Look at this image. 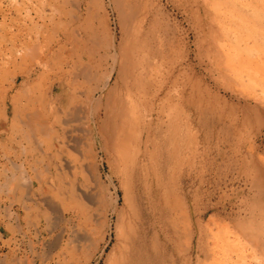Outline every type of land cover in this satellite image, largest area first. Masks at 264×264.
<instances>
[{"label": "rangeland", "instance_id": "obj_1", "mask_svg": "<svg viewBox=\"0 0 264 264\" xmlns=\"http://www.w3.org/2000/svg\"><path fill=\"white\" fill-rule=\"evenodd\" d=\"M70 1L0 0V238L2 231L9 235L1 240L0 264H264V12L258 5L263 0H243L241 11L248 21L243 31L235 27L240 40L230 61V44L216 53L206 48L203 23L193 12L196 6L187 0H150L145 33L151 39L164 37L170 51V65L162 73L176 66L181 75L161 103L170 108L163 128L159 125L155 133L153 121L148 152L135 163L123 161L113 149L87 151L79 161L78 153L63 150L59 133L27 136L21 117L5 113L25 103L35 83L38 88L50 83L57 93L65 82L59 80L60 69L42 78V70L35 69L33 78L25 79V71L41 57L37 49L23 58L28 47L38 45L39 32L40 44L54 39L56 22L70 32L87 24L74 21L77 10ZM82 8L97 12L96 25L107 17L105 26L118 43L130 38L115 0H84ZM223 18L218 31L234 30L230 18ZM34 56L38 58L33 61ZM12 79L17 86L7 95ZM149 95L155 97L156 91ZM181 150L186 155L178 161ZM196 160L199 198L193 214L178 197V172L170 174L168 166L185 165L182 195L194 206L187 178ZM243 226L259 237L257 246ZM59 233L61 244L54 238Z\"/></svg>", "mask_w": 264, "mask_h": 264}, {"label": "bare ground", "instance_id": "obj_2", "mask_svg": "<svg viewBox=\"0 0 264 264\" xmlns=\"http://www.w3.org/2000/svg\"><path fill=\"white\" fill-rule=\"evenodd\" d=\"M73 2L74 8L77 10L73 17L74 21L80 24L84 19L87 24L74 28L70 32L69 27L57 26L60 22H56L52 32L54 39L50 42L46 39L40 44L42 32H39L36 36L38 45L36 46L34 43L35 46L33 44L32 48L28 47L26 49L28 53L26 52L27 54L25 53L23 58L26 60L25 57L37 49L38 54L36 55L41 57L37 63L35 62V65L25 71V79H32L35 69L42 70L41 78L51 69H60L59 80L61 79L67 84L61 82L57 93H55L56 88L49 85L50 83L41 88H38L35 83L31 87L33 88L31 89L32 94L29 95L26 102L17 107L6 108L5 113L21 117L22 123H20L25 127L27 136H36L38 133L40 134V131L59 133L61 143L65 146L63 150H66L67 153L70 150L78 153L79 161L84 159L87 151L97 149L106 153L113 149L127 163L140 162L148 152V142L152 132L157 133L159 125L162 126H160L161 129L163 128L165 122L163 117H167L169 113L166 111L168 105L165 110L162 104L172 94V89L176 88V76L181 74L176 66L172 68L171 73L170 71L162 73L165 64L170 65L169 60L172 58L170 51L168 52L165 47L164 37L157 36L158 42L156 43L153 40H156L157 37L151 39L145 33L152 6L150 0H115L123 27L127 33H130V38L126 37L120 43L117 41V35L111 33L105 26L107 17L104 22L101 21L104 18L102 17L96 25L97 12L95 10L92 12V9L89 8L83 11L84 0H74ZM187 2L191 7L192 5L197 7L193 9V12L203 23L201 30L206 35V48L213 49L216 53L220 50V46L228 43L233 49L227 53L226 60H234L232 50L238 49L240 40L235 27L242 30L244 28L242 25L245 26L248 21H245L248 18L243 16L241 11L243 0H187ZM258 5L263 6L261 12H264V0L263 5ZM57 10L58 12L56 10L55 12L60 14L64 12L61 7ZM224 15L230 18L234 30L222 28L221 31H218L220 29L217 27L218 22L225 19ZM149 27L154 28L153 25ZM43 37L46 38L44 35ZM241 41L243 40L241 39ZM36 58L38 57L34 56L33 61ZM214 65L221 69L219 64ZM10 85L7 95L15 89L17 80L12 79ZM156 85L157 89L154 88ZM166 88L171 89L166 90ZM194 88L196 87L194 86ZM198 88H200V83H198ZM155 91V97L154 95L153 98L150 97L149 94ZM157 100L160 103L157 104ZM156 107L159 109L155 114V119L152 114L157 109ZM154 120L157 122L156 130L152 128ZM19 165L20 167L24 166L23 163ZM68 165L76 167L73 162H68ZM30 187L32 188L33 185ZM88 192L84 191L86 197L90 194ZM39 199L46 204L49 202L46 198ZM117 204L116 202L113 205V211L117 210ZM48 205L50 206V204ZM117 216V222L121 225V213H118ZM118 235L121 238L125 235L122 226L119 227ZM54 238L55 242L59 243L63 239V234H56Z\"/></svg>", "mask_w": 264, "mask_h": 264}, {"label": "crops", "instance_id": "obj_3", "mask_svg": "<svg viewBox=\"0 0 264 264\" xmlns=\"http://www.w3.org/2000/svg\"><path fill=\"white\" fill-rule=\"evenodd\" d=\"M195 153L196 154H194L195 155V157L197 156V150L195 151ZM185 155H186V152H185V150H181V151H179L178 153H177V160L179 161V159H180V157H185ZM169 157H175V154H173V153H171L170 155H169ZM196 165H197V160H196V163L195 164H193V165H189V168H190V173H189V176H188V178H187V180H188V186H191V187H193L192 188V190H189V192H187V194H188V198H190V194H191V197L193 198V200H194V206H189V205H187V203H186V199H185V197L182 195V193L184 194V192H183V190H184V187L182 186V184H181V177H182V175H183V169H184V166H181V165H178V166H176V165H169L168 167H169V172H170V174H172V173H175V172H178V174H179V176L177 177L178 179H179V181H178V183H179V189H178V197H179V199H181V201H182V203H184L185 204V206H186V210H188V212H190L191 213V211H192V213L193 214H195V209L197 208V203H198V198H199V191H198V189L197 188H195V173H193V171L195 170V167H196ZM258 172V171H257ZM172 179L173 178V176L171 175V176H169V179ZM175 196V194L174 193H171V194H169V197L170 198H172V197H174ZM169 205H170V203H169ZM261 212H262V218L264 219V202L263 201H261ZM171 214H172V212H170ZM243 229L245 230V232H246V234L248 233L250 236H251V239H252V241L254 242V244H255V246H257L258 245V240H259V237H255L254 235H253V233H252V230L250 229V227H246V226H243ZM263 229V232H261V242L264 240V220H263V222L261 223V230ZM3 230V229H2ZM9 235H8V233H6L5 231H2V236H1V238H0V244L2 243V238L3 239H6L7 237H8ZM258 239V240H257ZM4 249L6 250L7 249V247L6 246H4ZM4 250V251H5Z\"/></svg>", "mask_w": 264, "mask_h": 264}]
</instances>
